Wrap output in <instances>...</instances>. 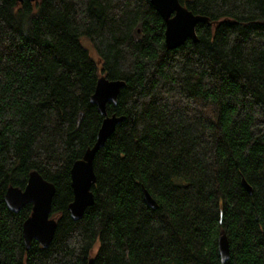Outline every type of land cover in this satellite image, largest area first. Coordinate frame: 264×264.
<instances>
[{
  "label": "trees",
  "instance_id": "trees-1",
  "mask_svg": "<svg viewBox=\"0 0 264 264\" xmlns=\"http://www.w3.org/2000/svg\"><path fill=\"white\" fill-rule=\"evenodd\" d=\"M179 2L209 24L168 49L148 0H0V264H221L220 234L225 264H264V0ZM100 75L124 82L106 104L124 119L72 220L70 169L103 119L90 101ZM32 171L54 185L56 227L26 248L31 204L15 213L3 197Z\"/></svg>",
  "mask_w": 264,
  "mask_h": 264
},
{
  "label": "water",
  "instance_id": "water-1",
  "mask_svg": "<svg viewBox=\"0 0 264 264\" xmlns=\"http://www.w3.org/2000/svg\"><path fill=\"white\" fill-rule=\"evenodd\" d=\"M148 1L164 21V44L168 49H174L188 39L195 42L197 40L196 24H209L206 16L192 13L179 0ZM123 85L122 80H109L105 75H100L90 97V101L97 106L103 119L93 146L88 148L82 158L76 160L70 169L73 198L67 205V211L72 220L82 218L85 210L93 204L91 187L95 182L93 170L95 153L113 133L116 125L124 119L123 116L107 115L106 104L116 103L117 95ZM242 185L248 193H252L251 187L244 180ZM54 192V185L37 171L29 174L23 189L11 186L7 188L3 200L9 210L16 213L24 205L31 204V213L22 224V237L26 248L30 246L32 240L37 241L41 246H47L50 243L56 227L55 219L50 217ZM142 192L145 202L155 208L157 204L148 191L142 188ZM218 250L220 263L225 264L230 254L225 234H220L218 237ZM93 262L94 258L90 257L86 264H93Z\"/></svg>",
  "mask_w": 264,
  "mask_h": 264
},
{
  "label": "rangeland",
  "instance_id": "rangeland-1",
  "mask_svg": "<svg viewBox=\"0 0 264 264\" xmlns=\"http://www.w3.org/2000/svg\"><path fill=\"white\" fill-rule=\"evenodd\" d=\"M85 40H86V39H85ZM82 43H83V45L86 44V46H88V48L90 49V52L92 53V55L90 54L91 57H92L93 59H95V58L93 57V56H95V55H94V53L91 51V48H92V47L90 48L91 44L89 43V41L86 40V42L84 41V42H82ZM84 43H85V44H84ZM88 43H89V44H88ZM86 46H85V47H86ZM86 48H87V47H86ZM88 48H87V50H88Z\"/></svg>",
  "mask_w": 264,
  "mask_h": 264
}]
</instances>
